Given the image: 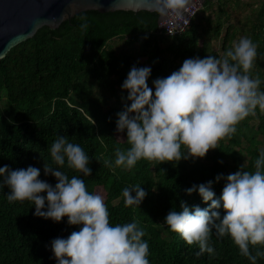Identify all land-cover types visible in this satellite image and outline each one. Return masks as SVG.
Returning a JSON list of instances; mask_svg holds the SVG:
<instances>
[{"label": "trees", "instance_id": "1", "mask_svg": "<svg viewBox=\"0 0 264 264\" xmlns=\"http://www.w3.org/2000/svg\"><path fill=\"white\" fill-rule=\"evenodd\" d=\"M240 3L249 10L234 21ZM82 17L89 22L87 32L80 27ZM158 17V12L145 9L82 10L58 27L41 26L0 58V166H37L41 178L55 185L58 178L46 174L44 166H58L50 146L58 134L68 135L91 156L92 173L83 178L90 191L105 197L111 222L135 218L146 228L151 264H253L230 235L214 233L217 253L197 255L198 244H188L164 221L173 207L179 210L181 200L190 206L210 203L198 190L185 191L194 183L212 179L219 196L226 179L216 181L218 174L226 177L242 165L255 170V159L264 149V111L259 107L239 122L234 135L220 139L202 158H142L132 168L115 170L103 161L114 162L116 148L130 146L127 130L118 131L116 122L117 113L131 103L121 85L133 65L151 66L148 83L154 90L153 81L170 75L186 58L221 55L247 35L258 42L253 75L259 73L264 89V3L255 9L248 1L203 0L189 26L172 35L160 27ZM63 169L69 176L83 175L66 164ZM136 183L147 195L140 206H126L122 190ZM9 191L7 184L0 189V264H57L52 239L67 237L82 224H69L67 215L60 221L35 215L33 202L9 201ZM220 211L223 215L225 210ZM250 247L255 254L264 245ZM255 264H264V256Z\"/></svg>", "mask_w": 264, "mask_h": 264}, {"label": "clouds", "instance_id": "2", "mask_svg": "<svg viewBox=\"0 0 264 264\" xmlns=\"http://www.w3.org/2000/svg\"><path fill=\"white\" fill-rule=\"evenodd\" d=\"M190 3L156 0V8L162 16H179ZM81 19L80 27L87 32L89 22ZM258 56V42L243 35L221 55L186 58L170 75L156 78L154 90L148 83L151 66L133 65L121 85L131 103L117 113L116 122L118 131L127 130L130 146L117 147L115 161L103 163L115 170L117 166L132 168L142 158L162 162L205 156L220 139L234 135L239 122L255 115L257 107L264 111L262 80L259 73L253 75ZM50 152L58 166L46 163L44 169L58 178L55 185L41 178L37 166L13 169L4 164L0 189L5 184L10 187L9 201L33 202L35 215L55 221L67 215L69 224H82L67 237L52 239L57 264H151L146 228L135 218L112 223L105 197L89 190L83 177L92 173L91 156L85 148L58 134ZM65 164L83 175L69 176ZM221 178L226 183L219 196L212 179L185 189L189 194L198 190L204 201H210L206 207L181 200L179 210L173 207L164 222L188 244H198L197 255L217 253L214 233L221 238L230 235L241 254L255 264L264 256V248L254 254L250 247L264 245V149L255 159L254 171L242 165L226 177L218 174L216 181ZM122 192L126 206H140L147 195L141 183L125 186Z\"/></svg>", "mask_w": 264, "mask_h": 264}, {"label": "water", "instance_id": "3", "mask_svg": "<svg viewBox=\"0 0 264 264\" xmlns=\"http://www.w3.org/2000/svg\"><path fill=\"white\" fill-rule=\"evenodd\" d=\"M88 9L100 12L145 9L158 12L159 22L167 18L157 11L156 0H0V58L41 26L58 27L63 20Z\"/></svg>", "mask_w": 264, "mask_h": 264}, {"label": "built area", "instance_id": "4", "mask_svg": "<svg viewBox=\"0 0 264 264\" xmlns=\"http://www.w3.org/2000/svg\"><path fill=\"white\" fill-rule=\"evenodd\" d=\"M200 6V0H196L187 7L186 11L184 12V15L181 14L177 16L175 13H171L167 15V18L159 22V25L161 28L164 29L166 34L172 35L181 33L189 26L191 18L195 15L196 11Z\"/></svg>", "mask_w": 264, "mask_h": 264}, {"label": "rangeland", "instance_id": "5", "mask_svg": "<svg viewBox=\"0 0 264 264\" xmlns=\"http://www.w3.org/2000/svg\"><path fill=\"white\" fill-rule=\"evenodd\" d=\"M242 1H248L251 3L252 7L255 8V9H259L260 6H262V4L264 3V0H242ZM240 5V8H237L238 10L234 11L233 12V19L234 21H237L239 19V17H241L243 15V13L245 11H248L249 8H245V9H242L241 7L243 6L242 3L239 4ZM117 42L116 40H114L113 43ZM216 46H218L216 44ZM125 97H123L122 99H124ZM131 102V100H129ZM202 158V157H200Z\"/></svg>", "mask_w": 264, "mask_h": 264}]
</instances>
